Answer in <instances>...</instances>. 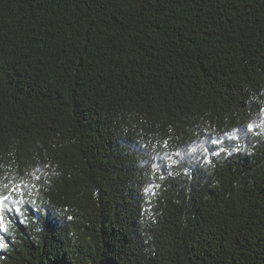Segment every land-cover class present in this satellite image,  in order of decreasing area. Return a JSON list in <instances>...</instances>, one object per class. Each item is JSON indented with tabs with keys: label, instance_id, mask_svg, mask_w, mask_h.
<instances>
[{
	"label": "trees",
	"instance_id": "trees-1",
	"mask_svg": "<svg viewBox=\"0 0 264 264\" xmlns=\"http://www.w3.org/2000/svg\"><path fill=\"white\" fill-rule=\"evenodd\" d=\"M0 196V264H264V0H0Z\"/></svg>",
	"mask_w": 264,
	"mask_h": 264
},
{
	"label": "snow or ice",
	"instance_id": "snow-or-ice-1",
	"mask_svg": "<svg viewBox=\"0 0 264 264\" xmlns=\"http://www.w3.org/2000/svg\"><path fill=\"white\" fill-rule=\"evenodd\" d=\"M253 129V125H248V130L252 131ZM208 162V161H206ZM9 200V197L7 196H0V233H7L8 228H7V223H10V221H7V217H6V211H13L12 208H9L7 205V201ZM20 203H23V201H20ZM16 212H19L20 209L19 208H15L14 209ZM69 219H71V217H69ZM8 247V243L5 240V236L4 235H0V248H7ZM0 259H3L2 256H0Z\"/></svg>",
	"mask_w": 264,
	"mask_h": 264
}]
</instances>
